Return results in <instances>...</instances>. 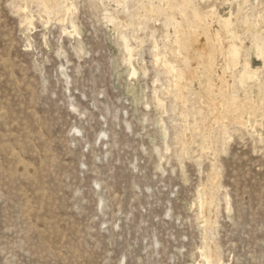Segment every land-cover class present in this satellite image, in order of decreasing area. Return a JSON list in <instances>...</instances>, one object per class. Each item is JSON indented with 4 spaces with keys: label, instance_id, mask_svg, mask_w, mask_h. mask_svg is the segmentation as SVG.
Returning a JSON list of instances; mask_svg holds the SVG:
<instances>
[{
    "label": "rangeland",
    "instance_id": "rangeland-1",
    "mask_svg": "<svg viewBox=\"0 0 264 264\" xmlns=\"http://www.w3.org/2000/svg\"><path fill=\"white\" fill-rule=\"evenodd\" d=\"M119 1L69 0L62 22L32 0H0V264H199L206 244L224 264H264V117L191 133L205 105L176 101L156 63H183L163 42L172 31L137 20L136 42L137 26L111 22ZM209 2L224 18L240 5L238 19L264 34V0ZM245 25L236 40L221 34L241 50L237 71L255 74L238 94L256 98L264 55ZM215 177L207 230L199 192Z\"/></svg>",
    "mask_w": 264,
    "mask_h": 264
},
{
    "label": "bare ground",
    "instance_id": "bare-ground-1",
    "mask_svg": "<svg viewBox=\"0 0 264 264\" xmlns=\"http://www.w3.org/2000/svg\"><path fill=\"white\" fill-rule=\"evenodd\" d=\"M32 1L38 4V8H40L46 16H59L61 12H64L63 19L61 20L62 22H68L74 10L69 0ZM122 1L125 3V12L122 13V16H118L119 18L117 20L111 19V22L117 24L119 27H123L124 24L125 27L134 28V26H137L134 30V34L131 36L136 42L139 41L138 25L141 22L145 26H149L152 22L155 24L160 22L167 31H172V33L168 32L163 42L168 43L169 48L174 53L173 55L178 57L179 60H182L183 63L179 65L168 58L162 59L160 58V53L159 55H155L156 63L162 65L166 71L165 74L169 75L168 77L171 78L166 84L165 91L172 95L176 101L180 100L184 102L187 99L189 101L188 97L194 95L195 98L198 97L201 100V104L205 105L201 110H196L200 116V118L198 117L200 121H195L194 125L188 126V130L192 131L191 133H197L198 131L209 133L212 129H218L220 124L223 133L228 134L230 133V123L232 124L234 122L235 124L244 125L246 119L249 121L256 115L264 117V84L260 80H258V82L255 80L258 88V96L256 98L254 96L251 97L252 92L251 94H247L246 97H241L238 94L239 90L237 91V88L239 86V88H246L245 81L248 79H256L253 76L255 74L249 70V64L246 62L243 64V69L240 72L237 71L242 65L241 50L235 42L225 47L224 39L221 34L222 30H228L230 31V38L236 40L237 35L235 34V27L239 25L240 22H244L252 35L254 43V45H252L253 50L260 55H264V34L255 33L249 20L244 19L241 21L238 19V15L241 10H243V7L239 5L236 9L237 14L235 12H230L229 16L224 18L217 12L215 5L208 6L206 10L201 7L202 4L210 0ZM132 4H134V6L130 7ZM26 9L27 8H24L22 11L25 12ZM161 16L164 17V21L162 22L157 20V18ZM137 20L141 22H138V24ZM24 22H26L25 24L33 26L34 18L26 15ZM215 24L218 26V29H215ZM72 28L75 30L77 29L73 25ZM122 40L124 42L125 51L128 54L127 58L129 65L132 67L133 75H135L136 72L133 64L134 48L131 47V40L129 41V38L122 36ZM202 40L206 42V45L202 44V46H200ZM155 49L158 50L157 46ZM223 56L225 61L221 59ZM228 75H232L230 76L232 81L228 80ZM197 81H199L198 84L200 85L199 90H195L193 86V83ZM236 85H238V87ZM180 137L182 140L181 143H186L184 135ZM204 140L203 142H205ZM210 184L211 186L209 189L208 187H204L199 192V211L206 221L207 230L212 229L216 211L219 208L217 199L214 197L219 184L218 178L215 177ZM213 192L215 193L213 194ZM204 249L201 256L202 261L199 264H224L223 260L218 257L216 253L217 249L215 245L206 244Z\"/></svg>",
    "mask_w": 264,
    "mask_h": 264
}]
</instances>
